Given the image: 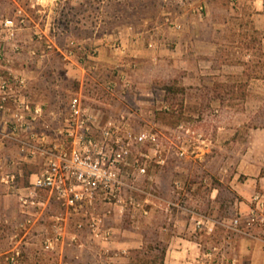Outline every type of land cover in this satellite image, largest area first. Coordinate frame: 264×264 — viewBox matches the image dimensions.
<instances>
[{
  "label": "rangeland",
  "instance_id": "rangeland-1",
  "mask_svg": "<svg viewBox=\"0 0 264 264\" xmlns=\"http://www.w3.org/2000/svg\"><path fill=\"white\" fill-rule=\"evenodd\" d=\"M19 12L31 24H39L40 31L30 37L33 41L69 45L67 50L73 52L79 67L65 75L61 64L43 65L39 89L50 99L43 105L46 113L59 119L69 98L82 94L89 105H102L106 114L134 105L133 130H152L163 137L166 163L152 162L148 175L135 182L142 192L125 195L150 204L126 209L102 206L110 223L103 229L111 233L109 239H101L104 249L111 253L116 238L132 241L123 262L129 258L131 264H157L169 244L166 239L180 232L191 234L199 243L184 264H246L237 260L234 237L246 228V222L236 209H218L219 217L231 220L223 225L204 218L192 220L190 211L213 215L214 209L207 201L194 206L189 191L184 198L179 194L183 184L189 190L197 182L193 160L199 138L192 120L213 116L248 121L250 128L264 127V0H0V33L2 22L17 21ZM25 36L18 32L17 40L28 39ZM156 56L155 62L152 57ZM194 57L212 63L200 67L187 62ZM200 70L208 73L195 81L187 78V73L196 75ZM112 83L116 92L108 96ZM196 103L201 104L200 112L193 110ZM109 104L112 109L106 110ZM182 120L187 126H180ZM219 166L206 163L204 172ZM182 170L188 175L185 181L179 177ZM204 198L208 199V192ZM177 220L182 221L178 226ZM163 226L168 230H162ZM100 245L90 240L88 246L94 250ZM98 258L88 261L97 264L102 260Z\"/></svg>",
  "mask_w": 264,
  "mask_h": 264
},
{
  "label": "crops",
  "instance_id": "crops-1",
  "mask_svg": "<svg viewBox=\"0 0 264 264\" xmlns=\"http://www.w3.org/2000/svg\"><path fill=\"white\" fill-rule=\"evenodd\" d=\"M30 22L19 30V34L24 33L28 39L18 41L21 46L18 53L13 51L10 43H5L4 33H0V47L4 46L6 51L5 60L0 57V78L7 77L9 73L24 77L27 81V92L34 106L43 107L46 101L50 102L39 89L43 65L47 64L54 68L61 64L62 68L65 67L64 74L70 75L77 62L73 52L67 50L69 45L57 46L53 42L44 45L42 42L33 41L30 37L40 29L39 24ZM152 58L155 62L158 61L157 56ZM187 62L201 67L203 63H212V60L194 57L191 61L187 59ZM207 73L208 71L201 70L196 75L189 72L187 78L191 76L195 81L199 79L200 74ZM197 92L202 90L197 89ZM186 103L187 101H184L183 104ZM194 103L193 101L192 104ZM196 105V108L193 107L194 112H200L201 104ZM11 116L13 112L0 110V158H14L18 161L12 169L18 174V186L25 187L30 177L40 171L42 161L40 158L27 159L21 154L17 142L7 137L10 133L7 121ZM42 120L38 119L35 124L39 133L43 129ZM192 122V127L196 129L199 138V149L193 160V164L198 168L197 182L189 190L185 189L183 184L179 195L184 198L187 191L191 192L190 201L194 206H204V202L207 201L214 209V214L203 215L192 210L191 219L204 218L213 224L223 225V222L231 220L219 217L218 209L235 208L241 216L240 220L246 222V228L234 237L235 248L238 245V262L264 264V127L250 128L247 126L248 121L237 123L226 118L216 119L213 116H207L205 120L195 119ZM187 124L182 120L180 126L185 127ZM13 152L16 155L12 156ZM216 162L221 166L220 169L213 167L208 169V173L204 172L206 163L216 165ZM187 176L182 170L179 177L185 181ZM214 179L219 180V184H214ZM205 192H208L207 200L204 198ZM256 197H260V200H256ZM102 209L103 207H98L97 212L101 213ZM61 212L62 207L54 204L43 217H30L23 213L17 193L0 183V264H26L24 261L26 259L31 261V264H91L88 258L95 261L98 257L102 259L100 260L102 263L97 260V264H131L129 258L127 263L123 261L130 254L132 241L124 242L116 238L111 243L110 253L103 247L105 242L94 236L88 228L83 230L76 228L77 223L83 221L79 217L69 219L64 225L62 236L58 240H52L55 233L51 226V215ZM105 222L106 218L104 225L110 224L108 221ZM164 222L161 224H165ZM181 223V220H177V226ZM162 230H168V227L163 226ZM190 235L180 232L169 235V239H166L169 244L162 260L157 264H184L191 254L195 255V247L199 243ZM90 240L101 244V248L90 249L88 246ZM48 241L51 242L50 249L45 248Z\"/></svg>",
  "mask_w": 264,
  "mask_h": 264
},
{
  "label": "built area",
  "instance_id": "built-area-1",
  "mask_svg": "<svg viewBox=\"0 0 264 264\" xmlns=\"http://www.w3.org/2000/svg\"><path fill=\"white\" fill-rule=\"evenodd\" d=\"M19 13L17 21L2 22L5 43H10L15 53L21 50L18 32L28 22ZM5 53L4 46L0 47L3 60ZM112 84L106 90L108 96L115 95L116 84ZM100 106L89 105L86 97L76 93L58 119L43 107L34 106L24 77L9 73L0 78V110L13 112L7 121L9 136L5 135L17 142L27 159L42 161L40 171L30 177L28 185L19 187L18 174L12 169L18 161L0 158V183L17 193L23 213L30 217H43L54 204L62 207L63 212L51 215L55 233L52 240L62 236L65 223L74 217L83 220L77 223L78 230L88 228L97 238L109 239L111 233L103 229L105 216L97 208L147 206L148 200L140 202L133 195H125L142 192L135 182L137 177L148 175L152 162L166 163L161 148L163 137L152 130H133L134 105H125L118 113L109 114ZM106 108L112 109V105ZM38 119H43L41 133L35 127ZM184 154L180 152V156ZM234 223L238 225L239 220ZM45 248L50 249L51 242Z\"/></svg>",
  "mask_w": 264,
  "mask_h": 264
}]
</instances>
